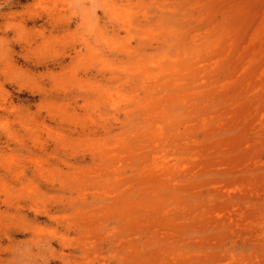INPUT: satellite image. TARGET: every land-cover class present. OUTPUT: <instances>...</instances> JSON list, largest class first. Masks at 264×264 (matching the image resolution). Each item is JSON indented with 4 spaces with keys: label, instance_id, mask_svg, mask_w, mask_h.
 <instances>
[{
    "label": "rangeland",
    "instance_id": "1",
    "mask_svg": "<svg viewBox=\"0 0 264 264\" xmlns=\"http://www.w3.org/2000/svg\"><path fill=\"white\" fill-rule=\"evenodd\" d=\"M0 264H264V0H0Z\"/></svg>",
    "mask_w": 264,
    "mask_h": 264
},
{
    "label": "bare ground",
    "instance_id": "2",
    "mask_svg": "<svg viewBox=\"0 0 264 264\" xmlns=\"http://www.w3.org/2000/svg\"><path fill=\"white\" fill-rule=\"evenodd\" d=\"M184 70H185V69H184ZM186 71H187V70H186ZM250 71H251V70H250ZM157 85H158V84H157ZM203 95H204V94H203ZM207 95H208V94H207ZM199 96H200V95H199ZM192 97H193V96H192ZM192 97H191V98H192ZM195 97H196V99L199 98V97L197 98V96H195ZM190 100H191V99H189V101H190ZM183 101H184V100H183ZM195 107H196V106H195ZM197 107L199 108V106H197ZM147 109H148V108H147ZM194 109H195V108H194ZM194 109H193V110H194ZM191 110H192V109H191ZM191 110H188V111L190 112ZM186 114H187V113H186ZM192 120H193V119H192ZM154 121H155V120H154ZM156 121H157V120H156ZM159 135H160V134H159ZM172 142H173V141H172ZM188 146H190V145H188ZM203 147H204V146H203ZM180 148H181V147H180ZM83 149H84V148H83ZM184 149H185V148H184ZM190 149H191V148H190ZM76 151H77V150H76ZM174 153H175V152H174ZM161 154H162V153H161ZM158 156H159V155H158ZM168 159H169V158H168ZM162 160H163V159H162ZM164 161H165V160H164ZM215 162H216V161H215ZM119 165H120V164H119ZM182 166H183V165H182ZM183 187H184V186H183ZM190 187H191V186H190ZM125 188H126V187H125ZM188 189H189V188H188ZM192 194H193V193H192Z\"/></svg>",
    "mask_w": 264,
    "mask_h": 264
}]
</instances>
